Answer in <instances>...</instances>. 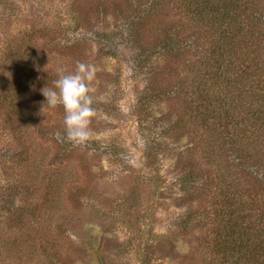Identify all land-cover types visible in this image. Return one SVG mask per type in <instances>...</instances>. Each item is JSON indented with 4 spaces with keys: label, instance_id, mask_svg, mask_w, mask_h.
I'll return each mask as SVG.
<instances>
[{
    "label": "trees",
    "instance_id": "trees-1",
    "mask_svg": "<svg viewBox=\"0 0 264 264\" xmlns=\"http://www.w3.org/2000/svg\"><path fill=\"white\" fill-rule=\"evenodd\" d=\"M24 1L30 13L0 0V155L16 174L0 183V208H14L19 195L41 187L51 201L46 191L62 190L64 175L71 176L62 157L78 146L66 138L64 122H49L40 89L52 87L57 74L37 52L36 38L66 26L77 34L67 41L92 40L112 55L120 36L133 49L128 77L143 81L129 109L144 140L145 168L166 150L164 137L182 134L198 140L207 165L197 170L188 157L175 180L177 190L204 195L209 204L207 212L187 207L177 226L206 225L201 264H264V0ZM109 9L119 15L118 26L94 21V13ZM117 72L107 102L93 96L95 109L117 104L115 92L123 89L113 80ZM162 101L171 104L165 111L157 108ZM30 236L1 231L0 250L23 258L21 241ZM145 253L141 264H152Z\"/></svg>",
    "mask_w": 264,
    "mask_h": 264
},
{
    "label": "rangeland",
    "instance_id": "rangeland-1",
    "mask_svg": "<svg viewBox=\"0 0 264 264\" xmlns=\"http://www.w3.org/2000/svg\"><path fill=\"white\" fill-rule=\"evenodd\" d=\"M13 2L21 14L31 12L28 2ZM88 7L93 9L95 5ZM20 13L11 9L8 14L17 15L19 21ZM167 17L172 18L170 14ZM93 18L96 23V18L102 19L108 28L120 24L119 15L111 9L99 16L94 13ZM65 30L49 29L42 39L36 38L37 52L47 59L46 66L56 68L62 63L66 69L75 70L76 61L93 65L96 73L92 95L98 101L107 102L105 96L114 91L111 78L117 70L120 74L117 72L118 79L113 80L120 82L123 89L115 92L118 102L112 109L98 105L88 139L93 146L78 144L68 152V157H62V162L71 167L66 172L71 176L66 179L64 175L62 190L53 187L46 191L52 195L51 201L43 200L46 193L41 187L30 196L19 195L14 208H0V232L6 236L31 235L21 241L26 250L23 258H10L2 249L0 264H141L144 251L152 264H201L200 235L206 225L188 230L177 226L176 221L187 207L207 212L209 204L204 195L186 194L177 190L175 183L179 173L185 170L188 157L195 169H206L200 143L185 134L176 140L164 137L166 150L154 165L145 168L144 140L129 109L137 89L143 85L142 78L131 77L133 74L128 77L127 58L133 49L118 36L117 49L112 55L106 54L92 40L72 44L67 40H74L73 35L77 34L66 26ZM169 105L170 101H162L157 108L165 111ZM49 114L50 123H63L60 105L49 108ZM2 142L0 136V145ZM2 159L0 155V183L16 176ZM144 177L149 179L145 181Z\"/></svg>",
    "mask_w": 264,
    "mask_h": 264
},
{
    "label": "clouds",
    "instance_id": "clouds-1",
    "mask_svg": "<svg viewBox=\"0 0 264 264\" xmlns=\"http://www.w3.org/2000/svg\"><path fill=\"white\" fill-rule=\"evenodd\" d=\"M55 72L57 78L52 82L53 86L45 85L40 89L45 98L43 102L49 108L63 107L66 138L74 144H83L92 135L90 124L96 115L92 106L96 69L90 63L76 61L74 71H67L62 63H58Z\"/></svg>",
    "mask_w": 264,
    "mask_h": 264
}]
</instances>
